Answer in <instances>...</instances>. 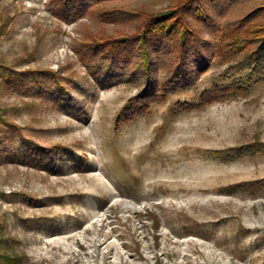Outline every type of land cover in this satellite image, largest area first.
I'll list each match as a JSON object with an SVG mask.
<instances>
[{
	"label": "rangeland",
	"instance_id": "1",
	"mask_svg": "<svg viewBox=\"0 0 264 264\" xmlns=\"http://www.w3.org/2000/svg\"><path fill=\"white\" fill-rule=\"evenodd\" d=\"M178 1L92 0L65 16L63 0H0V136L11 139L0 151V255L18 264H264V80L239 67L246 51L228 61L218 53L223 31L264 0H203L209 21L187 15L204 40L188 60L191 78L163 91L157 66L148 110L128 123L117 119L143 78L112 82L83 57ZM167 59L154 53V63ZM55 76L68 105L51 93ZM28 141L62 148L63 167L20 161L14 152Z\"/></svg>",
	"mask_w": 264,
	"mask_h": 264
},
{
	"label": "trees",
	"instance_id": "2",
	"mask_svg": "<svg viewBox=\"0 0 264 264\" xmlns=\"http://www.w3.org/2000/svg\"><path fill=\"white\" fill-rule=\"evenodd\" d=\"M89 1L92 0H63V6L60 7L61 14L69 16L71 12L78 10V7H84ZM202 1L180 0L164 13L146 14L133 35L105 39L85 47L83 57L91 60V68L96 75H103L104 78L112 82L119 80L122 76H130L135 79L141 77L144 80L142 83L144 87L140 91L138 99H134V102L133 99L130 100L132 103L129 102L123 109L122 115L117 119V124L131 122L148 110L147 101L154 98V91L151 90L159 86L153 80L157 74V66H163L162 70H166L159 86V89L163 91L174 86H181L189 81L191 74H187L188 60L191 57H195V61L199 59L204 40L198 35L195 28L188 25L187 15L195 13L198 17L204 16L206 21H209ZM215 1L211 0V2ZM254 15L264 17V4L240 19L235 28L223 31L218 53L223 60L228 61L246 51L238 61L239 67H248L250 75L264 80V19L255 24L246 25V22ZM242 26L243 29H241ZM164 51L168 55L167 63H154V53ZM31 77L37 78V75L33 73ZM53 80L57 91L51 93L60 96H54V98H58L61 104L68 105L62 98L63 94H60L64 89L61 85L62 78L55 76ZM227 88L231 89L230 86ZM211 96H208V93L205 96L202 95V102ZM70 100L73 101L72 98ZM140 103L141 105H139ZM131 104H135V106L131 107ZM6 125L11 128L15 127L16 129L14 128L12 131L14 134L18 133V128L15 125L11 123ZM4 138L0 136V151L3 147L7 149L6 146L11 140L9 137L6 142ZM3 142H5L4 145ZM63 152L65 151L57 146L46 148L38 143L28 141L14 152V156H18L20 161L25 164L45 167L49 171L56 172L66 162ZM0 259L6 260L7 264L19 263V259L9 254L0 255Z\"/></svg>",
	"mask_w": 264,
	"mask_h": 264
}]
</instances>
